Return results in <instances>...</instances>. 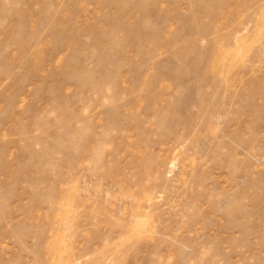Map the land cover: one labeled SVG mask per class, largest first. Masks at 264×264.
<instances>
[{
	"label": "rangeland",
	"instance_id": "obj_1",
	"mask_svg": "<svg viewBox=\"0 0 264 264\" xmlns=\"http://www.w3.org/2000/svg\"><path fill=\"white\" fill-rule=\"evenodd\" d=\"M0 264H264V0H0Z\"/></svg>",
	"mask_w": 264,
	"mask_h": 264
}]
</instances>
